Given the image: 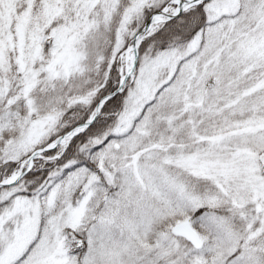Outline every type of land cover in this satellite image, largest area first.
<instances>
[{"label": "snow or ice", "instance_id": "snow-or-ice-1", "mask_svg": "<svg viewBox=\"0 0 264 264\" xmlns=\"http://www.w3.org/2000/svg\"><path fill=\"white\" fill-rule=\"evenodd\" d=\"M0 264H264V0H0Z\"/></svg>", "mask_w": 264, "mask_h": 264}]
</instances>
